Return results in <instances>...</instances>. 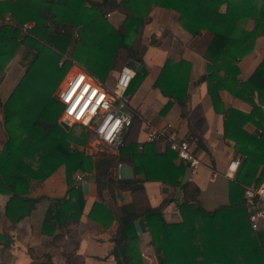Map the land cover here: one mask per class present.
<instances>
[{"label":"trees","instance_id":"1","mask_svg":"<svg viewBox=\"0 0 264 264\" xmlns=\"http://www.w3.org/2000/svg\"><path fill=\"white\" fill-rule=\"evenodd\" d=\"M222 4L225 8L220 11ZM152 5L175 11L178 24L191 36H200L203 31L200 38L206 42L202 52L206 64L198 80L205 82L213 110L222 113L224 126L237 130L235 135L228 131L224 134L234 139L235 150L241 155L234 179L228 183V205L212 210L201 208L195 188L190 194L184 193L177 204L181 218L178 223L163 220V204L148 205L141 184L143 180L160 181L184 190L187 183H180V178L185 165L172 163L174 152L167 147L163 153H155L154 142H142L139 151L132 144L130 161L134 174H142L143 178L114 179L111 159L92 161L90 156L71 149L70 143L86 144L85 136L76 138L70 129L66 131L59 125L62 105L54 92L70 59L102 82L110 70L117 72L126 61H131L142 65L126 89L127 97L131 95L147 72L142 61L145 45L141 31ZM101 6L105 13L101 12ZM109 11L123 15L117 28L105 17ZM5 15L10 23L0 24V73L19 47L24 46L30 55L15 86L0 103V130L4 135L0 192L9 194L4 213L10 221L28 214L35 201L25 196L29 180L41 182L59 165H64L65 195L49 199L40 232L51 236L55 226L76 222L83 198L72 173L74 169L85 172L93 167L100 200L104 189L112 198L113 191L118 194L129 190L132 194L131 201L117 206L119 216L110 251L115 264H144L133 224L140 217L146 223L158 264H264V229L250 227L248 214L252 206L247 201L245 206L240 197L243 186H255L264 180V111L259 107L264 104V55L245 81L236 79L238 59L250 52L256 36L264 34V0H0L1 21ZM247 18L253 20L250 30L245 29ZM26 22L33 25L22 33L20 29ZM149 42H154L152 35ZM63 54L69 59L59 65ZM189 68L185 60L165 59L153 86L183 107ZM220 89L249 102L250 112L222 109ZM170 105L168 100L162 113ZM247 122L259 130L258 139L243 131ZM87 217L103 227L114 220L101 201L91 204ZM37 264L50 262L47 259Z\"/></svg>","mask_w":264,"mask_h":264},{"label":"crops","instance_id":"2","mask_svg":"<svg viewBox=\"0 0 264 264\" xmlns=\"http://www.w3.org/2000/svg\"><path fill=\"white\" fill-rule=\"evenodd\" d=\"M224 8V4L219 7L220 11H223ZM106 14L109 16L107 21L114 28L121 24L123 19L121 13L109 11ZM177 17L178 14L175 11L155 5H152L148 12L141 31V41L145 45L142 61L147 72L134 92L128 96V108L132 113V123L124 134V148L117 151H111L108 148L90 150L86 137L83 138L86 142L84 145L70 143L71 149L80 151L84 156H90L92 161L103 158L111 159L110 170L114 179L131 180L143 178L142 174H134L130 151L133 149L132 144L137 145L136 150L139 151V145L146 141L145 132L148 127H167L168 129L165 136L154 142V152L158 154L164 152L171 139H186L198 158L199 166L193 174H190L185 166L184 173L180 178V183H187L184 190L160 181L143 180L141 182L143 195L148 205L157 207L163 204L161 214L166 223L181 221L177 204L182 200L184 193L190 194L195 188L197 189L196 200L201 208L212 210L222 205H228V183L234 179L241 159V155L235 150L234 139L224 134L225 131H228L235 135L237 130L232 126H224L222 113L213 110L205 82L198 80L204 74L206 64L202 57L206 42L200 38L203 31L200 36H191L178 24ZM7 18L9 17L6 16L5 19ZM245 22V29H252L253 20L247 18ZM1 23L4 22L0 20ZM23 25L20 30L22 33H27L33 22H26ZM72 31H74L73 28ZM151 35L154 40L152 44L149 42ZM19 51L22 53L23 66H20V72L15 81L10 83L7 78L8 67L11 60L18 56ZM263 55L264 34H260L254 39L250 52L238 59L236 79L239 82L245 81L261 61ZM29 59L30 55L26 53L24 46H21L7 63L3 72L0 73V103H3L8 97ZM64 59H69L67 54L62 55L58 64L61 65ZM165 59L174 62L185 60L190 65L183 107L175 100L161 95L158 89L153 86V81ZM74 66L85 70L74 59H70L67 69ZM115 74V70H110L103 82L113 79ZM77 88L78 86L75 90ZM218 97L220 106L224 110L233 108L248 113L252 108L249 102L234 97L225 89L218 90ZM168 100L171 105L165 113H162L161 109ZM253 101H256L255 97ZM259 107L264 111V104H260ZM181 111H183V115H181ZM262 123L264 124V120ZM242 129L248 134L255 135L258 139L259 130L251 122L245 123ZM3 137V131L0 130V150ZM232 160H238L235 169L229 166ZM120 163H125L130 167L131 178H118ZM172 163L174 165L182 164L175 157ZM94 172L93 167L91 171L85 172L74 169L72 178L75 179L74 184H78L82 192V211L76 222H69L65 226H55L51 236L42 234L40 228L49 199H57L65 195L67 185L64 165H59L41 182L29 180L25 196L33 198L35 201L31 204L29 213L17 221L12 222L6 217L4 206L9 194L0 192V264H37L44 263L47 259L50 264H115L110 251L113 247L111 238L115 233L116 219L119 216L117 206L131 201L132 194L129 190L121 191L118 194L113 191L114 198H112L104 189L101 191L100 200L93 181ZM77 175L81 177V180L76 179ZM251 185L253 184L248 186ZM248 186H243V188ZM240 197L243 202H246L242 195ZM166 199L171 200L163 203ZM96 201H101L114 216V220L107 227H103L87 217L91 204ZM244 204L248 206L247 202ZM133 224L142 262L158 264V255L150 242L144 218H137ZM257 229H264V221L258 224Z\"/></svg>","mask_w":264,"mask_h":264},{"label":"built area","instance_id":"3","mask_svg":"<svg viewBox=\"0 0 264 264\" xmlns=\"http://www.w3.org/2000/svg\"><path fill=\"white\" fill-rule=\"evenodd\" d=\"M5 20L10 23L9 18ZM133 75V69L124 65L116 72L112 84L108 85L77 66L67 69L55 92L62 105L58 123L85 128L89 132L87 146L90 150H119L123 146L124 134L132 123L126 89ZM167 132V127H148L145 142H156ZM167 147L190 174L195 172L199 161L186 139H171ZM237 165L238 160L229 163L233 169ZM76 179L81 180V177L77 175ZM242 196L252 206L248 214L250 227L257 229L258 224L264 221V182L244 187Z\"/></svg>","mask_w":264,"mask_h":264},{"label":"rangeland","instance_id":"4","mask_svg":"<svg viewBox=\"0 0 264 264\" xmlns=\"http://www.w3.org/2000/svg\"><path fill=\"white\" fill-rule=\"evenodd\" d=\"M5 17L3 18L2 22L7 23V22H5ZM105 17L107 19L109 17L108 14H105ZM59 40L60 39L57 38L58 43H59ZM60 44H63V42L61 41ZM21 55H22V53L19 51L18 56L14 57L9 64L8 72H7V78L10 80V83L15 81V79L18 77V74L20 72V66L21 67L23 66V61H21ZM111 80H109L108 82H105V83L110 85V84H112ZM54 92H55V90H54ZM68 129H70V132L72 133V135H75V137H77V138H83L84 136L87 138L89 136V132L85 128H83L79 125L74 124V125L70 126ZM69 161L71 162L72 168H74V164H73L72 159H69Z\"/></svg>","mask_w":264,"mask_h":264},{"label":"water","instance_id":"5","mask_svg":"<svg viewBox=\"0 0 264 264\" xmlns=\"http://www.w3.org/2000/svg\"><path fill=\"white\" fill-rule=\"evenodd\" d=\"M90 4L96 6L97 3H94V2H90ZM101 12L102 13H105V9L104 7L101 6ZM126 66L130 67L133 69L134 73H138L142 67V65L140 63H134V62H131V61H126L125 63ZM59 125L64 129V130H68V126L62 122H59ZM118 169H119V173H118V178H131L132 177V171L130 169V167L125 164V163H120L118 165ZM125 194L123 193V196Z\"/></svg>","mask_w":264,"mask_h":264}]
</instances>
